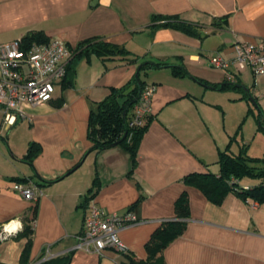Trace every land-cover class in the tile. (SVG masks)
<instances>
[{"label":"crops","instance_id":"1","mask_svg":"<svg viewBox=\"0 0 264 264\" xmlns=\"http://www.w3.org/2000/svg\"><path fill=\"white\" fill-rule=\"evenodd\" d=\"M153 16H177L196 36L152 30ZM37 32L48 41L61 39L70 51L84 40L102 39L127 50L130 58L81 60L72 86L56 85L50 102L21 107L26 117L14 126L3 124L0 115V264H21L27 238H13L23 220L32 218L27 264L68 254L69 264L126 262L114 250L97 255L75 249L90 203L108 213L134 214L136 223L122 227L118 236L126 255L145 261L144 244L160 223L174 218V203L183 192L190 217L184 233L162 252L164 264H264V203L228 194L214 205L183 183L190 174H217L219 152H247L254 142L264 147V75L254 79L244 70L234 78L248 88L255 105L237 91L200 83L226 82L225 72L208 64L214 55L230 61L236 42L264 45V0H0V45ZM144 62L182 68L190 77L175 76L169 68L140 73L155 91L132 169L120 146L90 152L88 116L110 89L134 79ZM30 143L41 149L32 167L22 160ZM95 177L99 187L88 194ZM10 179H27L40 194L24 199ZM240 184L248 188L257 182Z\"/></svg>","mask_w":264,"mask_h":264},{"label":"trees","instance_id":"2","mask_svg":"<svg viewBox=\"0 0 264 264\" xmlns=\"http://www.w3.org/2000/svg\"><path fill=\"white\" fill-rule=\"evenodd\" d=\"M150 28L152 30L159 28L175 29L188 35L196 36L192 27L180 21L177 16H153ZM22 39L26 46L33 43L48 42V39L40 32L29 33ZM71 53L70 60L66 65L65 76L61 82L63 87L72 86L75 79L76 67L81 60H86V62L89 63V59L92 56L100 59L102 62L130 58V53L124 48L98 38L82 41L74 50H71ZM139 66L140 71L138 73V79L134 78L129 83L119 88L110 89L108 96L103 101L99 102L96 109L91 111L88 116V139L92 142L90 152L109 149L112 144L122 139L127 130L125 139L118 146L122 147L130 155L132 169L135 167L136 152L149 122V119H147L146 123L142 126L134 128L127 127V122L131 118V110L138 102V100L136 102L133 101L138 99L139 88L142 90L145 86V83L140 78V73L149 69L169 68L175 76H189L184 69L169 66L167 64L144 62ZM200 83L218 91H237L242 94V98L248 101L251 100L256 104V99L252 97L249 92H245L242 88L236 86L237 84L241 85L239 83L224 82L220 85ZM131 102L133 103L130 104ZM125 109L126 115L124 120L123 112ZM147 118H149V116ZM40 151L39 145L30 143L22 160L32 167V162L39 155ZM217 164L219 166L217 174H190L184 178V185L198 189L204 197L214 205H220L228 194L236 195L243 202L251 200L259 205L264 203V167H259L260 165L264 166V158L249 157L243 150L234 155L227 149L218 153ZM74 169L75 167L65 175L70 174ZM61 178L62 177L54 181L45 182L44 184L57 182ZM246 180L255 181L257 184L245 189L240 183ZM10 181L14 184H27L28 182L27 179H10ZM98 187V177H95L92 188L88 191V194H92ZM189 217L188 196L183 192L174 203V218L160 223L150 235L148 241L144 244V250L147 256L146 260H137L135 257L125 254L126 262L121 264H164L161 257L162 252L170 243L184 233L186 222ZM32 220L33 218L24 219L22 231L13 238L14 240L27 238V243L21 253V264H27V256L31 246L30 236L32 234V229L30 223ZM71 256L72 254H68L66 257L47 260L42 264H69Z\"/></svg>","mask_w":264,"mask_h":264},{"label":"built area","instance_id":"3","mask_svg":"<svg viewBox=\"0 0 264 264\" xmlns=\"http://www.w3.org/2000/svg\"><path fill=\"white\" fill-rule=\"evenodd\" d=\"M71 54L70 49L58 38L27 46L20 38L0 45V115L3 124L14 126L17 120L24 119L26 116L21 107H35L52 100L55 86L65 76ZM208 64L213 69L224 71L228 83H233L234 78L244 70H249L252 77L257 79L264 75V45L236 42L230 61L216 54ZM154 91V85H145L141 90L127 122L128 128L142 126L145 118L151 115L150 104ZM12 188L26 200H35L40 194L32 185L15 183ZM134 223L136 217L129 210L121 215L108 213L90 203L83 219L82 231L76 237L75 249L97 255L106 249L128 254L118 233L122 227Z\"/></svg>","mask_w":264,"mask_h":264},{"label":"rangeland","instance_id":"4","mask_svg":"<svg viewBox=\"0 0 264 264\" xmlns=\"http://www.w3.org/2000/svg\"><path fill=\"white\" fill-rule=\"evenodd\" d=\"M248 79V78H247ZM243 80V79H242ZM25 112L26 113H29L28 112V110H25ZM251 125H252V122H251ZM244 128V127H243ZM245 130H246V127H245ZM249 130H250V128L248 127V129H247V133L249 132ZM262 130L264 131V127L262 128ZM244 131V130H243ZM260 133H262L261 131H260ZM249 136V135H248ZM251 138L250 139H248L246 142H250V141H252V137H253V134L251 133ZM239 137H240V135H239ZM256 142H254V143H252L251 144V147H250V150H248L247 152H246V154H247V156H250V157H263L264 156V147L263 148H260L259 147V145L256 143ZM248 147V146H247ZM243 148V147H242ZM249 148V147H248ZM247 148V149H248ZM256 149H257V151H256ZM259 149H261V151L259 150ZM259 167H264L263 165H260Z\"/></svg>","mask_w":264,"mask_h":264},{"label":"water","instance_id":"5","mask_svg":"<svg viewBox=\"0 0 264 264\" xmlns=\"http://www.w3.org/2000/svg\"><path fill=\"white\" fill-rule=\"evenodd\" d=\"M97 0H94V3L96 2ZM139 71H140V66L137 68V71H136V74H135V79H138V73H139ZM237 87H240V88H242L245 92H249V90H248V88H246V87H243V86H241V85H236ZM140 93H141V88H139V92H138V98H139V96H140ZM138 99H136L135 101H133V102H136ZM251 101V100H250ZM133 102H131L130 104H132ZM254 105H255V103L254 102H252ZM129 104V105H130ZM125 115H126V109L124 110V112H123V119L125 120ZM126 133H127V130L125 131V133H124V135H123V137H122V139L120 140V141H118V142H116V143H114V144H112L111 146H110V148H113V147H116V146H118L124 139H125V137H126ZM77 167V166H76ZM75 167V168H76Z\"/></svg>","mask_w":264,"mask_h":264}]
</instances>
